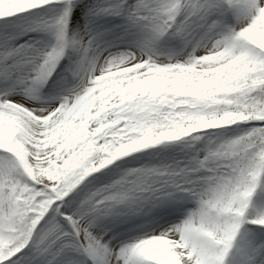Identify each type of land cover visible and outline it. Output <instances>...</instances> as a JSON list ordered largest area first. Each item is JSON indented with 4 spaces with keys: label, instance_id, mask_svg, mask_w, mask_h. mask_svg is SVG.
Here are the masks:
<instances>
[{
    "label": "snow or ice",
    "instance_id": "6c2138e0",
    "mask_svg": "<svg viewBox=\"0 0 264 264\" xmlns=\"http://www.w3.org/2000/svg\"><path fill=\"white\" fill-rule=\"evenodd\" d=\"M0 264H264V0H0Z\"/></svg>",
    "mask_w": 264,
    "mask_h": 264
}]
</instances>
